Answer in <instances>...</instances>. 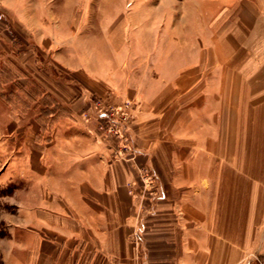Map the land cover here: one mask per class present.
Listing matches in <instances>:
<instances>
[{
    "label": "crops",
    "instance_id": "1",
    "mask_svg": "<svg viewBox=\"0 0 264 264\" xmlns=\"http://www.w3.org/2000/svg\"><path fill=\"white\" fill-rule=\"evenodd\" d=\"M134 7L118 64L71 49L40 125L9 110L2 263L264 264V0Z\"/></svg>",
    "mask_w": 264,
    "mask_h": 264
},
{
    "label": "rangeland",
    "instance_id": "2",
    "mask_svg": "<svg viewBox=\"0 0 264 264\" xmlns=\"http://www.w3.org/2000/svg\"><path fill=\"white\" fill-rule=\"evenodd\" d=\"M137 1L148 7L151 0H0V131L4 132L2 128L11 120V108L15 122L25 115L36 127L44 114L54 110L52 102H47L43 95L52 98L48 88L53 90L54 79L59 75L54 63L60 56L73 57L69 53L71 49L77 59H83L87 53L100 65L109 61L118 64L120 58L112 51L133 46L134 40L114 36L123 26L125 15L137 8L134 7ZM41 77L45 84L37 81ZM61 89L63 96H74L73 91L64 88V80ZM62 110L68 108L62 105ZM127 111L125 104V108H109L104 114L115 118L117 123H122L120 118L125 114L127 120L122 124L125 126L131 119ZM105 132L113 140L121 137L122 131L113 133L105 129ZM20 185L7 191L12 192ZM4 194L6 191L1 195ZM7 213L12 212L0 204V264H4L7 251L1 240L11 238L1 220ZM14 238L20 239L21 232L17 231ZM14 252L20 255L21 250L15 247Z\"/></svg>",
    "mask_w": 264,
    "mask_h": 264
},
{
    "label": "built area",
    "instance_id": "3",
    "mask_svg": "<svg viewBox=\"0 0 264 264\" xmlns=\"http://www.w3.org/2000/svg\"><path fill=\"white\" fill-rule=\"evenodd\" d=\"M105 118H106V122H107V126H106V130L108 131H111V132H113V133H118L119 132V130L116 128L118 125L120 126H123L124 125V123L126 122V120H127V116L125 115V114H123L122 115V118H120L121 119V121H122V123H117L116 121H115V118H109V116H107L106 114H105ZM109 121H110V124H109ZM123 124V125H122Z\"/></svg>",
    "mask_w": 264,
    "mask_h": 264
}]
</instances>
